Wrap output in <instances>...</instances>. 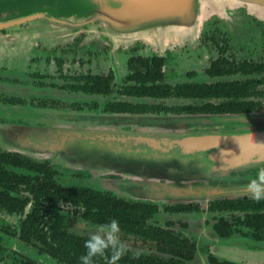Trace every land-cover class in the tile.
<instances>
[{
  "label": "flooded vegetation",
  "instance_id": "af4514ba",
  "mask_svg": "<svg viewBox=\"0 0 264 264\" xmlns=\"http://www.w3.org/2000/svg\"><path fill=\"white\" fill-rule=\"evenodd\" d=\"M214 19L221 24V28L222 26L224 27V20L221 19V21L217 18ZM13 21L16 22V19L10 21L0 20V35L10 40L8 42V48H0V107H7L15 112H19V110L21 111L20 116L17 119H14V123L11 124L21 126L33 125L30 122V119L25 116L23 117L27 110L38 115L39 113H43L45 116L58 121V123L66 122L68 117H105L115 121L123 132L132 130L131 125L133 121L145 119L150 116L162 117L188 115L192 117H209L212 119L211 123L198 125L205 130L204 132L209 134L216 133L214 130H211V128L216 129L215 127L221 125H224L227 128H233L231 131H236L237 133L240 131H255L261 123L256 120L260 119L263 115L264 97L263 100H261V109L255 112L177 114L175 113V105L188 103L189 100L175 98V94L166 96L165 93V96H162L164 95V92L158 89L159 86L170 85L175 87L176 84L185 82L215 83L217 81L226 80L224 78H212L206 73V69L211 66V63L220 57L221 48L225 45V40L229 45L226 56L230 59L234 58L237 61H261L246 58L238 59L233 50L232 39L227 30L222 29L227 36L223 35L221 41H214L218 48L219 55L214 58L205 69V78L185 80L175 83V80H170L167 74V66L173 57L174 51L167 50L164 53L158 52V50L155 52H146L144 51V47L142 48L143 45L148 48V43L145 41H137L126 45L120 44L118 47L114 48L109 43L108 39L88 42L86 41L85 34H81L73 40L50 43L37 42L33 46L31 45L21 51L16 48L18 42L17 39L21 37L22 33L19 32L17 28H24L29 24H12ZM253 23H257L258 27L264 29L263 20L254 17ZM5 24L10 25L5 26ZM91 44L96 45V48L92 51L97 52V57L101 56L108 59V62L105 65V70L95 72L91 67H88L87 70L82 71L81 67L89 65L88 63L82 64L76 61V63L71 62V56L73 55L76 57V52L80 46ZM2 45L4 46L3 42ZM123 55L125 56V60L123 63H120L118 57ZM26 60L29 61L27 62ZM154 60H157V62H154ZM162 60L163 62L161 64ZM24 62H26L27 70L23 68V66H25ZM32 62L34 64H32ZM33 65L35 67L34 69L31 68ZM76 65H78L81 70L70 71L73 67L77 68ZM191 73L192 72H189L188 75L193 78L197 76V72H195V75H191ZM159 76L161 77L159 78ZM230 79H235V77L228 78V80ZM260 88L264 89V85ZM175 99L181 100L182 102L175 104ZM212 101L217 102L219 100L213 99ZM232 119H237L238 121H231ZM1 120L7 122L10 121L9 118ZM42 122L43 121L39 119L37 126H43L45 123ZM248 122H251V124L254 125L250 126L249 129H243L241 127L242 123ZM207 128L208 130H206ZM26 157L37 163H47L54 169V171L56 170L58 172L56 178L61 182L63 173L59 166L55 165L48 159L40 160L29 156ZM23 172H25V170L19 169V173L22 174ZM79 172H77L75 176L84 177V175L79 174ZM248 175L249 173L241 174L239 177H249ZM232 178L231 180L233 181L231 182L234 183L236 176H232ZM217 179H222V176L215 174L210 176L207 180L196 179L190 182V184L199 185L198 183H203L201 184L202 187H217L218 185L215 183ZM240 183H243L242 185L246 184L244 182ZM218 187H220V185ZM230 187L234 188V186ZM91 189L96 190L101 194L107 193L114 200H122V202L128 204V206L124 207H115V213L153 214V223H158L166 228L168 223L172 222L170 227L174 231L176 227V229L181 231L185 236L195 240L199 248L208 245L209 249H205L203 252L205 256L204 264H209L208 258L206 257L210 253L237 264H264V261H258V259L249 263V261L245 262L244 260L239 259V257H232L230 255L228 257L225 255L226 253H224L225 249L246 252L262 251L264 254V237L258 238L253 231V227H245L243 224H235L229 229V232L225 233V235L217 233L213 228L214 222L220 221L222 218L232 220L236 216L243 215V211L233 208L219 210L211 206L212 202L221 199H238L243 197L252 198L248 193L242 192L223 197L210 198L206 201L207 207H203V205L200 204V200L197 201L194 198L188 200L180 199L177 202L168 200L162 202L146 199L133 200L117 196L111 191H102L95 188ZM133 202H140L142 204L135 205ZM178 204H182L183 207L175 210V206ZM186 204L191 206H185ZM65 205L70 206V208L65 207ZM63 208L69 212L65 215V218H67L66 230L70 234H76L85 238V240H88L95 232L97 225L103 224L102 222H95L85 216L88 210L87 204H83L80 207H73L69 203H63ZM28 210H30V207H27V211ZM76 210L79 211H77V215L75 213ZM16 216L18 217V223L14 226H16L18 232L17 235L5 233L0 228V251L3 246L15 247L14 244H10L4 238V235L15 238L17 243H20L22 247L19 250H15L16 255L13 258L14 263L9 262L10 264H44L43 259L45 256H48L52 260L61 264H67L64 261H60L61 259L55 257L50 251V246L54 239V233L53 228L44 223V220L47 219L46 216L40 219L42 225H40V228H34L31 231V235H29V232L23 233L22 229V223L28 217L27 214L19 213V215ZM167 216H169V218H167ZM223 227L225 226L223 225ZM223 231L225 232V229ZM120 238L126 244L128 250L131 249L134 252L143 253L153 251L157 254L156 240L150 241L142 238L141 234H136L131 230L126 231L123 229H121ZM26 248L31 249L30 252L32 254L29 255ZM217 248H220L219 252H217ZM8 257V255H4V252H0V264L6 263V261L9 260Z\"/></svg>",
  "mask_w": 264,
  "mask_h": 264
},
{
  "label": "rangeland",
  "instance_id": "374dc122",
  "mask_svg": "<svg viewBox=\"0 0 264 264\" xmlns=\"http://www.w3.org/2000/svg\"><path fill=\"white\" fill-rule=\"evenodd\" d=\"M52 5L53 3L51 0H0V20L10 21L25 17V15H28L30 13L42 11L45 8H51ZM65 6L69 7L68 5ZM65 6L64 8H66ZM252 17L261 20V17L259 18L257 15L250 14L246 8H240L239 11L230 18L213 15L205 21L204 25L201 27V30L198 33V36L191 42L177 44L175 45V47L167 49H163L156 45L154 46L147 42L148 48H146V46L144 45L142 46V48L144 47V51L146 52H155L158 50V52L164 53L167 50L174 51L173 57L171 58L170 63L167 66V74L170 80H175V83L185 80L204 79L205 69L209 66L210 62L219 55L218 48L214 41H221L222 36L226 35L223 30L228 31L229 36L232 39L233 50L238 59H264V29L258 27L257 23H253ZM214 18L224 20V27L222 26L221 28V24L219 22H216ZM45 29L46 28L44 26H42L41 28L37 24H29L27 27L19 29L17 28L19 32H22L21 37L17 39V50L23 51L22 49H26L31 45L33 46L37 42L50 43L64 41V39L51 38L50 34L45 33ZM188 30V27H184L183 34L187 35L189 33ZM81 34L86 35V41L88 42L100 39H108L109 43L114 48L120 45L119 42H122V44L124 45L131 43L120 41V39L115 40L108 36H103V38L94 37L93 35H89L86 32L76 34L72 39L69 40H73L75 37ZM1 36L2 35H0V48L6 49L9 47L8 42L10 40L6 39L4 36ZM131 41H133L134 43L138 40ZM2 42L4 46L2 45ZM94 48H96V45L94 44L80 46V48L76 52V57L73 55L71 56V62L76 61L82 64L88 63L89 65L81 67L82 71L87 70L88 67H91L95 72L105 70V65L108 62V59H105L101 56L97 57V52L92 51ZM118 59L120 63H123V61L125 60V56H119ZM26 61L28 62L29 60ZM24 63L25 66H23V68L27 70L26 62ZM32 64L34 63L32 62ZM76 66L77 68L73 67L70 69V71L81 70L78 65ZM31 68L34 69V65ZM193 71L197 72V76L194 78L188 75L189 72ZM181 102V100L175 99V104ZM20 112V110L19 112H15L10 108L0 107V148L3 150L15 151L16 149H27L24 146L25 139L28 135L38 134L37 131L40 130V128L44 129L46 127L58 126L63 128L65 130L63 133L66 134H86L91 130L98 131L100 133H110L112 131L113 133L123 134L122 137H124L131 135V133H134L139 128L142 121L146 119L145 118L138 121H133L131 125L132 130L123 132L121 131L120 126L115 123V121L105 117H68L66 122L58 123V121L45 116V114L43 113H39L38 115L27 110L25 111V115H23V117L25 116L30 119V122L33 125L21 126L11 124L14 123V119H17L20 116ZM181 116L186 117L188 115ZM151 117L155 116H150V118ZM262 117H264V112ZM4 118H9L10 121H2L1 119ZM39 119L43 121L42 123H45L43 126H37V122L39 121ZM231 121L236 122L238 120L232 119ZM198 125V123L192 124L185 129L186 133L209 134L207 132H204L205 130ZM252 125L254 124H251V122L242 123L241 127L243 129H249V127ZM215 128L216 129L211 128V130H214L216 133L226 135L237 134L236 131H231L233 128H227L224 125ZM180 129H184V126H180ZM206 130H208V128ZM130 146L131 144H117L109 138H106L103 142L99 143H83L77 140L59 139L58 143L55 142L45 147L38 148V152L45 154L44 157L31 156L28 154L26 155L23 152L21 153L35 159H48L55 165L59 166L60 170L63 173L61 183L65 186H86L102 191H111L117 196L133 200L146 199L156 202H162L164 200L177 202L180 199L188 200L194 198L197 201L200 200V204L203 205V207H207L206 201L210 198L242 193L235 191L232 193V190L245 189L246 185L249 183V180L256 176L259 168L264 167V160H262L247 166L218 171L213 174L222 176V179H217L215 181V183L218 186L220 185V187H202L201 184L203 183H198L199 185H191L190 182L196 179L207 180L212 175L205 177H195L192 179L187 177L186 175H183L182 173H177L175 175V166H167L162 161V166L161 168H159L158 163L156 162V157H152L150 160L143 159V157H141L140 155L143 150L139 151L140 153L135 152L130 148ZM62 147L64 148L62 149ZM184 162H186L187 164L189 163L188 160H184ZM77 172H79V174H83L84 177L75 176ZM246 173H249V177H239L241 176V174ZM232 176H236V179H234V183L231 182L233 181L231 180ZM185 178L187 179L185 185L189 184L192 189H207L209 192H213L214 194L221 192L223 193V195L221 196L210 194L209 196L202 197L186 193L185 195L181 194L173 196L163 191L165 188L164 186L172 188L178 187V190H180L181 186L179 182L183 181ZM150 181H159L160 184L165 185H150ZM238 181L244 182L246 184L242 185L243 183H240ZM127 186H130L131 188L136 190L138 192V196L134 197L133 190L128 188ZM230 186H234V188ZM122 190L124 194L121 193ZM142 190H149L151 192L145 194L142 193ZM65 207L70 208V206L68 205H65ZM0 218L12 225H16L18 223L17 216H9L4 212H0ZM167 218H169V216H167ZM4 238L10 244L15 245V247L3 246L2 250L0 251L4 252L5 256H9L8 259L10 261L7 260L4 264H10L9 262L14 263L13 258L16 255L15 250H19L22 247L20 243H17L15 238L5 235ZM200 249L202 255L199 260V264H204L205 256L203 252L205 249L209 248L208 245H204L201 246ZM216 250L217 252H219L220 248H217ZM30 251L31 249H27L29 255L32 254ZM224 253H226L225 255H227L228 257L229 255L232 257H239V259H242L245 262L249 261V263L254 262L255 259H258V261H264V254L262 251L246 252L241 250L234 251L224 249ZM43 260L44 264H61L57 261L52 260L48 256H45Z\"/></svg>",
  "mask_w": 264,
  "mask_h": 264
},
{
  "label": "water",
  "instance_id": "95a60500",
  "mask_svg": "<svg viewBox=\"0 0 264 264\" xmlns=\"http://www.w3.org/2000/svg\"><path fill=\"white\" fill-rule=\"evenodd\" d=\"M51 1L53 3L51 8L25 15L16 19V22L13 21L12 24H37L41 28L44 26L45 33L50 34L51 38L64 39V41L72 39L76 34L86 32L94 37L108 36L124 42L133 43L131 40H141L167 49L193 41L205 21L213 15L230 18L240 8H246L250 14L264 20V0ZM184 27L189 28L187 35L183 34ZM119 43L122 44V42ZM211 120L209 117H182L181 115L147 117L134 133L124 137H122L123 134L112 131L100 133L91 130L86 134H66L63 133L65 131L63 128L51 126L40 128L37 131L38 134L28 135L24 141L27 149L15 151L44 157L45 154L38 152V148L58 143L59 139L99 143L109 138L120 145L131 144L130 148L133 151L143 150L140 154L143 159L150 160L156 157L159 168L163 161L167 166H175V175L182 173L191 179L215 175L213 173L218 171L247 166L264 160V117L256 120L261 122L257 130L240 131L234 135L188 134L185 131L194 123L202 125L211 123ZM180 126H184V129H180ZM184 160H188L189 163L187 164ZM186 181L185 178L179 182L180 190L178 187L164 186L163 191L173 196L186 193L202 197L210 194L223 195L221 192L214 194L207 189H192L189 184L185 185ZM150 185L165 184L150 181ZM127 187L133 190L134 197L138 196L136 190L130 186ZM234 191L247 193L245 189L232 190V193ZM150 192L142 190L145 194ZM121 193L124 194L123 190Z\"/></svg>",
  "mask_w": 264,
  "mask_h": 264
},
{
  "label": "trees",
  "instance_id": "16d2710c",
  "mask_svg": "<svg viewBox=\"0 0 264 264\" xmlns=\"http://www.w3.org/2000/svg\"><path fill=\"white\" fill-rule=\"evenodd\" d=\"M228 49L229 45L225 40L220 57L206 69L210 77L226 80L215 83L185 82L176 84L175 87L170 85L158 87L164 92L162 96H165V93L166 96L175 94V98L189 100L188 103L175 105V113L223 114L255 112L261 109L264 89L260 87L264 85V60L230 59L226 56ZM162 62L163 60L161 64ZM195 74V72L191 73V75ZM231 77L235 79L228 80ZM213 99L219 101H212ZM19 169L25 172L21 174ZM57 175L58 172L47 163H37L19 152L0 148V212L9 216L26 213L28 217L23 221L22 229L23 233L29 232V235L34 228H40L42 225L40 219L46 216L44 223L50 225L54 233L50 251L55 257H59L60 261L67 264H81L80 257L87 251L84 247L85 238L70 234L66 230L65 215L69 212L63 208V203H69L73 207L87 204L88 210L85 216L95 222L106 223L115 218L118 219L121 229L131 230L141 234L142 238L157 241V254L153 251L143 253L130 249L118 264H199L201 249L197 242L185 236L176 227L174 231L170 227L172 222L168 223L169 227L164 228L152 222L153 214L115 213V207H124L128 204L91 188L65 186L56 178ZM211 206L219 210L233 208L243 211V215L236 216L232 220L222 218L214 222L213 228L217 233L225 235L233 225L243 224L245 227H253L258 238L264 237V200L257 202L248 197L221 199L212 202ZM27 207H30V210L27 211ZM181 207L183 205L178 204L175 210ZM77 211H75L76 215ZM0 228L5 233L18 234L16 226L3 221L2 218H0ZM206 258L209 264H237L212 253ZM94 264H106V261L102 257H97L94 259Z\"/></svg>",
  "mask_w": 264,
  "mask_h": 264
},
{
  "label": "clouds",
  "instance_id": "9594fccd",
  "mask_svg": "<svg viewBox=\"0 0 264 264\" xmlns=\"http://www.w3.org/2000/svg\"><path fill=\"white\" fill-rule=\"evenodd\" d=\"M245 191L257 202L264 200V167L249 180ZM121 228L118 219L99 224L95 232L85 241L86 254L80 257L81 264H94V259L102 257L106 264H118L127 252L126 244L120 238Z\"/></svg>",
  "mask_w": 264,
  "mask_h": 264
}]
</instances>
